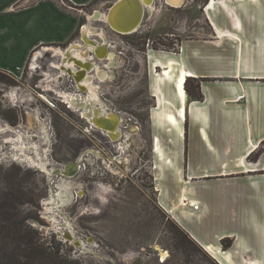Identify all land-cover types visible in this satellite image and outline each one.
I'll return each instance as SVG.
<instances>
[{"label": "rangeland", "instance_id": "rangeland-1", "mask_svg": "<svg viewBox=\"0 0 264 264\" xmlns=\"http://www.w3.org/2000/svg\"><path fill=\"white\" fill-rule=\"evenodd\" d=\"M114 2L99 0L88 11L67 2L63 7L82 16L93 12L101 3L106 4L105 13ZM158 7V16L147 13L138 32L127 35L97 20L87 24L82 18L81 29L69 45H48L34 51L20 79L0 71V127L6 130L0 135V204L10 207L0 206L1 232L10 230L6 222L9 219L25 220L24 230L36 232L48 251L76 264H217L161 206L162 202L170 204L174 200L171 185L177 165L175 161L171 165L163 164L165 169L168 167L164 171L160 162H155L152 141L157 144L154 137H159L161 144L175 141L179 133L165 121L153 120L158 107L153 85L166 86L170 82L160 75L162 61L166 60L167 52L178 53L180 47L179 38L168 34L184 26V22L178 20L172 26L168 9ZM86 24L104 31L108 47L112 48L109 50L117 56L112 67L99 63L111 77L100 86V101L93 106L101 113H117L122 118L118 141L94 129L78 109L74 111L57 101L58 94L64 90L82 92L75 80L66 77V72L63 75L62 70L50 68L54 63L65 65L66 62L49 50H67L83 43ZM91 38L101 40L96 34ZM39 51L43 52L42 57L37 59L34 70L32 65ZM194 85L195 82H189L188 88ZM15 88L19 89L14 91L19 95L13 100L8 92ZM45 88L57 95L45 92ZM37 95H47L50 103ZM161 100L166 102L163 95ZM29 118L39 120L31 124ZM42 125L49 131V142L43 140L46 132ZM21 134L27 137L25 155L16 145L5 143L9 137L17 141ZM162 155L156 158H165L164 162L170 159ZM14 158L18 161L14 162ZM72 162L79 165L73 178L54 173ZM62 180L68 183L65 192L71 195V201L66 206L51 207V211L45 204L53 192L59 191ZM67 232L73 233L72 238L66 236ZM161 251L168 253V259L162 261Z\"/></svg>", "mask_w": 264, "mask_h": 264}, {"label": "crops", "instance_id": "crops-1", "mask_svg": "<svg viewBox=\"0 0 264 264\" xmlns=\"http://www.w3.org/2000/svg\"><path fill=\"white\" fill-rule=\"evenodd\" d=\"M62 1L85 11L99 2L0 0V71L20 79L34 51L69 45L81 29L82 18L86 23H106V4L81 16L68 12ZM184 1L172 7L156 0L146 12V16H158L160 5L170 12L172 26L178 20L184 22L168 34L179 38L180 47L178 53L167 52L162 61L160 75L170 82L153 85L158 101L153 120H163L179 133L177 140L163 144L154 137L159 152L152 141L155 162L164 171L168 167L163 164L175 161L177 165L171 185L174 200L161 206L217 264H264V0ZM87 24L81 42L88 47L87 41L100 29ZM87 28L91 35L86 34ZM72 47L49 52L56 57ZM92 61L99 60L93 57ZM169 62L179 65L164 76ZM183 71L191 76L190 82L200 84L202 101L188 96L184 106L179 100L176 82ZM97 83L101 93L105 83ZM170 115L175 118L173 124L168 122ZM161 153L170 159L158 160ZM227 238L234 242L225 250L221 243Z\"/></svg>", "mask_w": 264, "mask_h": 264}, {"label": "bare ground", "instance_id": "bare-ground-1", "mask_svg": "<svg viewBox=\"0 0 264 264\" xmlns=\"http://www.w3.org/2000/svg\"><path fill=\"white\" fill-rule=\"evenodd\" d=\"M134 1H136V0H116L110 6V8H109L107 14H105L103 20H105L106 23L109 22L113 28H116V30L124 31L123 30L124 29L123 26L125 24H127L128 21H131V23H132V21H133L132 18L137 14V8L135 6L136 4H134V5L132 4ZM139 1L140 2H138V1L137 2L140 5H143V6L147 5L148 6V9L151 8L152 5L154 4V0H139ZM169 2L171 3L169 5H171L172 7H180L182 5V3L185 2V1L184 0H169ZM118 3H120V4L116 8H114V10L112 11L111 15H109L111 8L114 5H117ZM122 5H124V6L121 8ZM130 10L131 11H134L135 10L134 11L135 14L134 13H131ZM122 13H124L126 16L125 17H122V19L119 20V16L118 15H120ZM128 16H131L130 19L127 18ZM145 16H146V14L144 15V17ZM143 21H144V18H143ZM143 21H142V23H143ZM87 30H86V32H87L86 34L91 35V32H92L91 29H88L87 28ZM119 31H116V32L119 33ZM103 32L104 31L100 30L97 33V38L101 39L102 40V41L100 40L101 42H99L96 39H92L93 42H90V40L87 41L88 42V47L87 48H84L83 47V45H85V42H83L82 46L75 45L74 47L71 48L72 50H69V52H66V53H64L65 51L64 52H57L56 54H58V55H56V57L61 58V56H62L63 59H61V61L64 62L67 59H68V61L66 62L65 65L64 64H61V63H54L53 65L50 66V68H52V69L62 70L63 71V75L66 72L71 77H75L76 80H77V82H79V86L82 85V86H80V88L84 92L85 91H88L87 93H89V97L90 98L93 97L92 99H90L89 101H87L90 104H95L98 101H100V91H99V87H98V83L97 82L107 83L109 81V79H110L109 77H111V74L109 72H104V73L102 72L104 69H101L99 63H101L105 59H108V61H110V62H104V63L108 64L109 67H112L115 64V62H117L116 61L117 60L116 54H114L115 55V58L114 59H112V57H109V53L110 52H113V51L109 50V47H108L107 43H105L107 41L105 39H103V37H104L103 36V34H104ZM119 34H121V33H119ZM85 39L87 40V38H85ZM88 39H89V36H88ZM89 42L90 43H93V44H96L97 46H93V45L89 44ZM101 46H104V47L101 48ZM83 49L84 50H88L89 52L92 51L94 53H95V51H97L96 52L97 53V59L99 61L101 60V62H97L96 63V62L92 61L93 60V57H94L92 55H90L87 59L84 58V56L81 55V50H83ZM42 53L43 52L39 51L38 55L35 57L36 62L32 65V69L36 70V67H34V66L38 65L37 59H39V58L42 57ZM69 59H70V61H69ZM177 65H179V64L178 63H175V62H169V63H167L165 65V68L162 71V73L164 74V76L171 75V73L173 71V68L175 66H177ZM92 70H93V73L91 72ZM190 77L191 76H189L187 73H185L183 71L179 75V77L177 79V82H176L177 83V86H176L177 96H178L179 100L182 102V104L184 106H185V104L187 103V100H188V94H187V90H186V87L185 86H186V83H187L188 78H190ZM105 78L107 80H105ZM94 79H97L98 81L95 82ZM18 90L19 89L10 90L8 92V96L11 97L13 100L18 99L17 97H18L19 93H15L14 92V91L17 92ZM44 91L45 92L48 91V93H50V94L51 93H54V94L56 93L55 91L48 90L46 88L44 89ZM82 94L85 95V93H83V92H82ZM31 96L34 97V94H32ZM37 96L40 97V98H42V99H44L46 102L49 99L47 95H37ZM59 96H60L61 99L62 98L64 99L65 104L69 105L68 108H71V109L74 108V111H77V109L79 110V108H80L79 107V102H76L74 104L72 102L73 101V98L66 99L65 97L67 95L65 94V92L62 93V94H59ZM75 98H77V97H75ZM80 99H81V102L84 101L83 97H80ZM157 103H158V101H157ZM184 113L185 112L183 111L182 114H184ZM82 116H85V114H82ZM98 116H99V113L97 115H95V117H94L95 119L93 120V122L91 121V123H90V124L93 125L94 129L95 128H97V129L100 128V129H102L104 131H107L109 133L110 137L113 140H118L119 137H120L119 125L117 124V122H115L113 120H110L111 119V114H108L106 116V118H104V119H102L100 121L97 120L98 125H96L95 124V121L98 118ZM29 120H30V123L33 124V122H34L35 119L29 118ZM38 120H39V118L37 120H35V121H38ZM168 121H169V123H174V121H175L174 116L173 115H170L168 117ZM42 130L44 132H46L43 135L44 136V139L43 140L49 142L48 139H49V135L50 134H49L48 129L46 128V126H43L42 125ZM5 131H6L5 130V127H3V128L0 127V135H2ZM26 138L24 136H22V134H21L20 136H18L17 141H15L11 137H9L8 139H6V142L5 143H12L13 145H16V148H19L20 149V152H22V154L25 155V153L27 152L25 149L28 148L27 143L25 142L26 141ZM19 142H20V144H19ZM155 150H156V152H159V150H160V148L158 146V140H157V144H156ZM33 151H34V149H33ZM35 152L38 155L40 154L39 153L40 152L39 146H36ZM44 153H46V152H44ZM72 166L73 165L68 166L66 170L59 171V172H57V174L63 176V178H73L74 177V171L73 170L76 169V167L75 166L72 167ZM76 166H78V163H76ZM77 170H78V168H77ZM67 187H68L67 181L66 180H62L61 183H60V185H59V187H58V189H57L59 191L53 192L50 201L47 204H45V206H47L49 208V210H51V207H55V206L60 207V206H66V205L69 204V202L71 201V195L69 196V194H67L65 192V190H67ZM71 235H73V233H71V232H67V234H66V236H68V237L69 236L71 237ZM74 239L76 240V238H74ZM161 256L163 258L162 261L168 259V257H169V255H168V253L166 251H161Z\"/></svg>", "mask_w": 264, "mask_h": 264}, {"label": "trees", "instance_id": "trees-1", "mask_svg": "<svg viewBox=\"0 0 264 264\" xmlns=\"http://www.w3.org/2000/svg\"><path fill=\"white\" fill-rule=\"evenodd\" d=\"M189 82L190 80H187L185 86L188 96L194 101H202L204 95L200 90V84L195 83L193 87L188 88ZM6 198L9 200L8 196ZM7 200L3 203L8 202ZM0 206L10 208L9 205L2 203ZM24 221L14 222L9 219L6 222L10 230L7 233L0 231V264H76L74 261L61 259L60 255L48 251L38 240L40 238L36 232L24 230ZM233 242L231 238L222 240L223 249H229Z\"/></svg>", "mask_w": 264, "mask_h": 264}, {"label": "water", "instance_id": "water-1", "mask_svg": "<svg viewBox=\"0 0 264 264\" xmlns=\"http://www.w3.org/2000/svg\"><path fill=\"white\" fill-rule=\"evenodd\" d=\"M140 2L139 0H136V1H134L132 4L134 5V4H136L135 6H136V8H137V14L132 18L133 19V21H132V23H131V21H128V23L127 24H125L123 27H124V31H119V30H116V28H113L112 26H111V24L109 23V22H107L106 24H108L111 28H113L115 31H119V33H121V34H132V33H137L138 32V30L140 29V27H141V25H142V21H143V18H144V15L146 14V11L148 10V6L147 5H145V6H143V5H140L138 2ZM156 3V0H154V4ZM165 3L166 4H171L170 2H169V0H165ZM120 3H118L117 5H114L112 8H111V10H110V13H109V15H111V13H112V11L114 10V8H116L118 5H119ZM142 4V3H141ZM183 4V3H182ZM124 5H122L121 6V8L123 7ZM120 8V9H121ZM133 9V8H132ZM125 11V10H124ZM135 11V10H134ZM134 11H131L130 10V12L131 13H134ZM135 14V13H134ZM108 15V16H109ZM119 16V20L120 19H122V17H125L126 15L124 14V13H122V14H120V15H118ZM141 16V17H140ZM130 17L131 16H128L127 18L128 19H130ZM130 22V23H129ZM90 42H93L92 40H90ZM89 44H91V45H93V46H97L96 44H93V43H89ZM104 46H101V48H103ZM109 48L110 49H112L110 46H109ZM97 51H95V53L94 52H89L88 50H81V55H83L84 56V58H88L90 55H92V56H94V58H97V53H96ZM115 53L114 52H110L109 53V57H112V59H114L115 58V55H114ZM104 72H106V71H103V73ZM104 118H106V117H98L97 119H96V121H95V124L96 125H98V122H97V120H102V119H104ZM110 120H113V121H115V122H117V124L118 125H120V123H121V121H122V118L119 116V115H117V113H111V119ZM71 165H73L72 167H76V169H74L73 171H74V175H76V170H77V166H76V162H72V163H70L68 166H71Z\"/></svg>", "mask_w": 264, "mask_h": 264}, {"label": "flooded vegetation", "instance_id": "flooded-vegetation-1", "mask_svg": "<svg viewBox=\"0 0 264 264\" xmlns=\"http://www.w3.org/2000/svg\"><path fill=\"white\" fill-rule=\"evenodd\" d=\"M89 9H87V11H88ZM100 14V13H99ZM70 61V60H69ZM104 61H106V62H108V59H105ZM104 61H102V62H104ZM92 73H93V70L91 71ZM46 75V74H45ZM66 77H71L69 74H67L66 75ZM73 80H75L76 82H77V80H76V78L75 77H71ZM95 80V79H94ZM97 80V79H96ZM77 84V88L78 89H80V91L81 92H83V93H85V95H83V94H80V93H73V92H68V91H63V92H66L67 93V96L65 97L66 99H68V97H69V99L70 98H73V103L75 104L76 102H79V110L78 111H81L82 112V114H85V116L87 117V123H91V121L93 122V120L95 119L94 117H95V115H97L98 113H99V118L100 117H106L108 114H104V113H101V111H100V109L99 108H95V106H93V104H90L89 102H87V101H89L90 99H92V98H90L89 97V93H87L88 91H83L81 88H80V86H82V85H80L79 86V82H77L76 83ZM85 88V87H84ZM42 90V89H41ZM68 90V89H67ZM90 90V89H89ZM19 91V90H18ZM43 91V90H42ZM65 93V94H66ZM56 94V93H55ZM59 94H62V93H59ZM59 94H58V96H59ZM100 95H101V93H100ZM9 97V96H8ZM60 97V96H59ZM75 97H77V98H75ZM80 97H83V99H84V101H82L81 102V99H80ZM10 98V97H9ZM54 98H56V96H54ZM101 101H102V98H101ZM83 103V104H82ZM98 104H100L101 105V103L99 102ZM95 105H97V104H95ZM94 128V127H93ZM97 129V128H96ZM100 129V128H99ZM98 129V130H99ZM99 131H101V130H99ZM102 131H104V130H102ZM101 131V132H102ZM105 133H107L108 135H109V133L107 132V131H105ZM109 137H110V135H109ZM119 140V139H118ZM118 140H116V141H118ZM113 141H115V140H113ZM121 141V140H120ZM89 151V150H88ZM92 153V152H91ZM94 153V152H93ZM85 155H86V153H85ZM68 167V166H67ZM67 167L66 168H64V169H57V170H55V172L54 173H56L57 174V172H59V171H64V170H66L67 169ZM78 167H79V165H78ZM79 170V169H78ZM78 170H76V174H77V172H78ZM61 176V175H60ZM74 176H76V175H74Z\"/></svg>", "mask_w": 264, "mask_h": 264}, {"label": "built area", "instance_id": "built-area-1", "mask_svg": "<svg viewBox=\"0 0 264 264\" xmlns=\"http://www.w3.org/2000/svg\"><path fill=\"white\" fill-rule=\"evenodd\" d=\"M61 3H62L63 5L65 4L64 1H62ZM72 81H73V79H72ZM15 89H16V88H15ZM57 101H60L61 103H64V104H65L63 98L61 99V98L59 97V98L57 99ZM47 102L50 103L49 101H47ZM65 106H66V107H69V105H67V104H65ZM101 131H102V130H101ZM119 132H121L120 128H119ZM101 133H105V131H102ZM105 136H107V135H105ZM13 161L16 162V161H18V160L14 158Z\"/></svg>", "mask_w": 264, "mask_h": 264}]
</instances>
